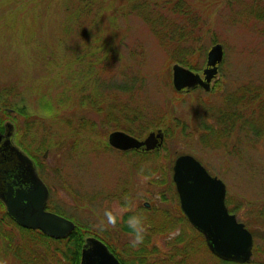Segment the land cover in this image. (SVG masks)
<instances>
[{"label":"rangeland","instance_id":"obj_1","mask_svg":"<svg viewBox=\"0 0 264 264\" xmlns=\"http://www.w3.org/2000/svg\"><path fill=\"white\" fill-rule=\"evenodd\" d=\"M54 1L0 0V85L10 87L33 112L25 122L0 107V132L5 123L13 124L12 141L40 165L39 178L50 190L56 213L84 228V238L104 237L123 259L130 238L119 228L124 213L146 208L155 222L177 217L171 165L176 155L187 153L222 180L230 213L246 221L255 242L263 243L264 220L257 207L264 204V137L232 131L217 138L209 130H218L220 110L236 108L241 93L264 82V0H184L193 10L189 25L195 31L185 43H161L150 31L151 17L181 22L168 14L167 0H92L80 17L82 31L72 35ZM155 26L163 29L164 24ZM214 43H221L222 59L209 90L177 93L171 85L178 54L173 49L187 47L186 55L192 53L185 58L199 72ZM124 103L135 114L130 119L129 109L118 108ZM157 128L167 133L155 174H143L154 161L150 157L115 150L106 142L109 130L141 139ZM21 140L26 146L19 145ZM40 140L46 149L36 151ZM83 140L90 154L72 146ZM121 208L116 227L100 230L104 211ZM179 230L156 233L149 246L161 256ZM0 264L16 263L8 253Z\"/></svg>","mask_w":264,"mask_h":264},{"label":"trees","instance_id":"obj_2","mask_svg":"<svg viewBox=\"0 0 264 264\" xmlns=\"http://www.w3.org/2000/svg\"><path fill=\"white\" fill-rule=\"evenodd\" d=\"M42 2V0H39ZM92 0H55L54 6L59 8L64 14L65 19L62 18V23L69 26L67 33L76 34L82 30L79 28L83 22V10L87 12L89 10V3ZM50 2V1H49ZM50 4V3H49ZM167 12L174 17H179L180 23L177 24L174 21H166L165 17H156V21L151 17L148 22L150 25V31L154 33L158 40L163 43L165 40L174 39L178 42H186L188 39L193 37V32H195L189 23H191L193 17V10L188 6L184 0H167L166 1ZM23 4L20 3V6ZM31 8H34L35 5H31ZM141 11L143 8H139ZM60 12V13H61ZM149 16V12H147ZM191 19V21H190ZM155 24H164L163 29H157ZM79 36V35H78ZM195 37V36H194ZM187 47H181L180 49H173L177 54L173 61L179 63L180 65L187 67L191 70H198L197 67L193 66L191 61L185 57L190 51H185ZM82 54H77L76 58L81 60ZM99 60V57H98ZM96 60H90L94 64ZM4 85H0V107L2 111L7 113L16 112L18 115H22L25 118V122L29 119V115L33 112H28L27 109H24V106L20 103L19 98L15 97V92L12 93L10 87L5 88ZM192 90V88H191ZM14 91V90H13ZM182 91V90H181ZM190 90H185L189 92ZM178 93V91H176ZM241 99L238 101V106H231L232 109H224L218 112L216 117V122L218 125V130L213 131L212 127L209 132L216 134L217 138L228 137L231 135L232 131H240L246 135H252L255 139H261L264 137V82L262 86H257L254 88H248L244 93L240 94ZM96 101V100H95ZM94 101V103H95ZM118 108L123 107V110L129 109L126 117L131 118L134 113H131L130 108H127L126 103L123 106L118 105ZM117 107V106H116ZM99 111L100 107L97 108ZM97 110V111H98ZM134 110V109H132ZM167 113H164V115ZM169 114V113H168ZM167 114V115H168ZM108 116V115H107ZM163 116V115H162ZM27 117V118H26ZM15 120V119H14ZM155 120V119H154ZM18 122V121H17ZM154 122V121H152ZM157 122V120L155 121ZM158 123V122H157ZM19 125V123H17ZM82 124V123H79ZM90 124H88L89 126ZM150 125H157L149 123ZM92 126V124H91ZM147 126V125H146ZM1 129V127H0ZM207 129V128H206ZM235 129V130H234ZM25 130H28V126L25 124ZM124 131V130H123ZM127 131V130H125ZM164 134L167 133L166 129L162 130ZM83 145L78 142H73L72 146L78 144L80 146L81 152L90 154V147L87 143L88 141L83 140ZM19 145L23 144L26 146L23 141H19ZM18 144V143H17ZM45 143L40 140V143L36 151L41 148L46 149ZM106 146V145H105ZM165 147L161 146L157 149H152L150 151H138L137 149H131L127 151H132L133 153H139L140 155L150 157L153 159V163L148 167V171H143V174H155L157 171L160 172V166L156 163V159L163 155ZM126 152V151H124ZM35 163L36 171L43 179L41 174L40 165ZM172 181V180H171ZM50 190L48 189V198L45 202V209L49 211H55V207L50 205ZM126 193V192H125ZM225 205L228 208L229 212H232V207L227 205L226 198L224 199ZM128 202L122 203L123 205ZM3 204L0 202V260L1 257L5 254H8L13 258L16 264H78L80 249L83 243L85 236V229L80 227L77 224H74V228L65 236L64 238L55 239L48 237L45 234L41 233L38 230L26 229L17 225L11 218L5 213ZM146 208H140L135 212L124 213L122 215L121 224H119L120 232L123 234H130L129 229L127 228L125 221L128 215L138 214L145 218V227L147 229L144 242L138 248L133 249L129 242L124 246L125 254L124 258H120L118 254L112 249V246L109 242L94 234V237L100 239L107 248L112 252L113 255L117 258L120 264H264V241L263 243L255 242L253 239L252 232V253L251 260L245 263H234L220 260L210 254L207 250L204 240L197 230L191 227L182 214L181 210L176 208L177 217L174 220L169 219L168 217H161L160 220H153L152 216L148 215L144 210ZM258 216H261L264 220V204L257 207ZM56 213V211H55ZM244 227L247 228V222L244 221ZM179 226V235H175L170 238L169 241H166V246L168 247V252L158 256V250L155 246H149L151 238L157 233H164L168 230Z\"/></svg>","mask_w":264,"mask_h":264},{"label":"water","instance_id":"obj_3","mask_svg":"<svg viewBox=\"0 0 264 264\" xmlns=\"http://www.w3.org/2000/svg\"><path fill=\"white\" fill-rule=\"evenodd\" d=\"M221 59V43H214L205 53V63L200 72L173 63V89L181 91L199 87L208 91ZM12 125L5 123L0 133V202L5 213L20 227L38 230L55 239L64 238L74 228V223L45 209L46 185L39 178L31 158L13 143ZM163 138L160 128L151 129L141 139L120 129L109 130L106 142L119 151H149L159 147ZM171 168L179 209L189 225L199 231L209 253L228 262L251 260L252 235L227 210L224 202L226 187L222 180L210 175L195 157L187 153L176 155ZM81 246L78 264H120L107 246L94 236H86Z\"/></svg>","mask_w":264,"mask_h":264},{"label":"clouds","instance_id":"obj_4","mask_svg":"<svg viewBox=\"0 0 264 264\" xmlns=\"http://www.w3.org/2000/svg\"><path fill=\"white\" fill-rule=\"evenodd\" d=\"M124 211V208H121L119 211L106 209L103 213V219L100 220L98 225L100 230H107L110 227H116ZM125 224L130 232L129 245L133 249H136L144 242L145 234L147 231L145 227V218L138 214H131L128 215ZM175 235H179V232L176 231L175 233H173V237Z\"/></svg>","mask_w":264,"mask_h":264},{"label":"flooded vegetation","instance_id":"obj_5","mask_svg":"<svg viewBox=\"0 0 264 264\" xmlns=\"http://www.w3.org/2000/svg\"><path fill=\"white\" fill-rule=\"evenodd\" d=\"M202 68H203V67H202ZM202 68H201V69H202ZM201 69H200V70H201ZM199 72H200V71H199ZM2 132H3V131H2ZM2 132H0V133H2ZM163 135H164V133H163ZM162 144H163V141H162ZM162 144H161V145H162ZM161 145H160L159 147H161ZM159 147H157V148H159ZM157 148H156V149H157ZM138 151H143V150L138 149ZM149 151H150V150H149ZM31 160H32V159H31ZM33 163H34V162H33ZM46 188H47V187H46ZM47 191H48V188H47ZM48 196H49V195H47V198H48ZM176 197H177V194H176ZM47 198H46V200H47ZM45 202H46V201H45ZM177 203H178V199H177ZM144 205L147 206V204H144ZM178 206H179V205H178ZM46 210H47V209H46ZM52 212H53V211H52ZM184 217H185V216H184ZM116 259H117V258H116ZM119 263H120V262H119Z\"/></svg>","mask_w":264,"mask_h":264}]
</instances>
